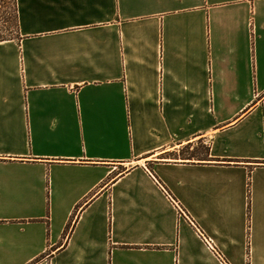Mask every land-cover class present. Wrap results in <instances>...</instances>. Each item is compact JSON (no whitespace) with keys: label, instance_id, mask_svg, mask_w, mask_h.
Returning a JSON list of instances; mask_svg holds the SVG:
<instances>
[{"label":"crops","instance_id":"obj_1","mask_svg":"<svg viewBox=\"0 0 264 264\" xmlns=\"http://www.w3.org/2000/svg\"><path fill=\"white\" fill-rule=\"evenodd\" d=\"M16 6L0 264H264V0Z\"/></svg>","mask_w":264,"mask_h":264},{"label":"trees","instance_id":"obj_2","mask_svg":"<svg viewBox=\"0 0 264 264\" xmlns=\"http://www.w3.org/2000/svg\"><path fill=\"white\" fill-rule=\"evenodd\" d=\"M10 6L11 9V25L7 27L4 35H0V41L11 40L17 37L18 33V23H17V6L16 0H0V17L3 19L6 13V9ZM2 9H5V12H2Z\"/></svg>","mask_w":264,"mask_h":264},{"label":"built area","instance_id":"obj_3","mask_svg":"<svg viewBox=\"0 0 264 264\" xmlns=\"http://www.w3.org/2000/svg\"><path fill=\"white\" fill-rule=\"evenodd\" d=\"M170 197V196H169ZM171 200L173 201V203L177 206V208L179 209V211L181 212V214H184L183 211L181 210V208L179 207V205L176 203V201H174L172 199V197H170ZM197 232L199 233L200 237L203 239V241L205 242L206 246L208 249H210L211 251H213V253L216 255L217 259L219 260L220 264H228V262L223 258V256H221L218 251L215 249V247L212 244V241L210 240L209 237H207L202 231H200L199 229H197Z\"/></svg>","mask_w":264,"mask_h":264},{"label":"rangeland","instance_id":"obj_4","mask_svg":"<svg viewBox=\"0 0 264 264\" xmlns=\"http://www.w3.org/2000/svg\"><path fill=\"white\" fill-rule=\"evenodd\" d=\"M7 10V11H6ZM2 9V12H5L7 14H5L3 17V19L0 17V35H4L6 32L7 27H10L11 25V9L10 6L8 7V9Z\"/></svg>","mask_w":264,"mask_h":264}]
</instances>
